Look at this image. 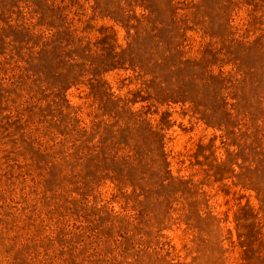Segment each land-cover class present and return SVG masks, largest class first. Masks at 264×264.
<instances>
[{
  "label": "rangeland",
  "instance_id": "374dc122",
  "mask_svg": "<svg viewBox=\"0 0 264 264\" xmlns=\"http://www.w3.org/2000/svg\"><path fill=\"white\" fill-rule=\"evenodd\" d=\"M0 264H264V0H0Z\"/></svg>",
  "mask_w": 264,
  "mask_h": 264
}]
</instances>
